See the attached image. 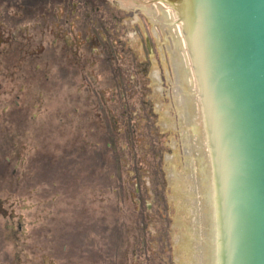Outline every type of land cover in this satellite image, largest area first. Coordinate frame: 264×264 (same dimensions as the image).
Segmentation results:
<instances>
[{
	"label": "rangeland",
	"instance_id": "rangeland-1",
	"mask_svg": "<svg viewBox=\"0 0 264 264\" xmlns=\"http://www.w3.org/2000/svg\"><path fill=\"white\" fill-rule=\"evenodd\" d=\"M110 1L128 6L118 76L114 45L84 37L62 0H0V264H192L186 125L157 1Z\"/></svg>",
	"mask_w": 264,
	"mask_h": 264
},
{
	"label": "water",
	"instance_id": "water-1",
	"mask_svg": "<svg viewBox=\"0 0 264 264\" xmlns=\"http://www.w3.org/2000/svg\"><path fill=\"white\" fill-rule=\"evenodd\" d=\"M164 1L157 5L186 125L192 264H264V0ZM194 135L213 153L212 195L203 184L211 161L201 147L190 152ZM207 199L222 237L218 219L208 224Z\"/></svg>",
	"mask_w": 264,
	"mask_h": 264
},
{
	"label": "flooded vegetation",
	"instance_id": "flooded-vegetation-1",
	"mask_svg": "<svg viewBox=\"0 0 264 264\" xmlns=\"http://www.w3.org/2000/svg\"><path fill=\"white\" fill-rule=\"evenodd\" d=\"M62 2L61 6L65 11L70 8V18H76L77 22L84 24L83 29L82 26L79 28L82 29L80 32L84 37L89 34L90 30L93 31L98 43L104 45L105 52L110 49V45H114L113 55L118 62L117 76L121 74L122 58L120 53L127 31V28L123 27L124 14L123 10L119 8L121 5L114 4L110 0H62ZM16 6L20 8L19 5ZM72 33H70V39L75 37ZM123 53L128 56L131 51ZM146 107L150 111L149 106L146 105Z\"/></svg>",
	"mask_w": 264,
	"mask_h": 264
},
{
	"label": "bare ground",
	"instance_id": "bare-ground-1",
	"mask_svg": "<svg viewBox=\"0 0 264 264\" xmlns=\"http://www.w3.org/2000/svg\"><path fill=\"white\" fill-rule=\"evenodd\" d=\"M136 4H139V5H141V3H139V2H135ZM129 4H134V3H132V2H129Z\"/></svg>",
	"mask_w": 264,
	"mask_h": 264
}]
</instances>
